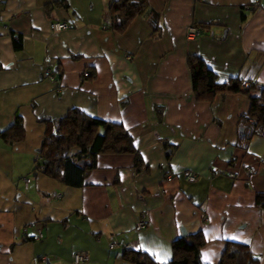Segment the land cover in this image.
Instances as JSON below:
<instances>
[{
  "label": "crops",
  "instance_id": "crops-1",
  "mask_svg": "<svg viewBox=\"0 0 264 264\" xmlns=\"http://www.w3.org/2000/svg\"><path fill=\"white\" fill-rule=\"evenodd\" d=\"M109 1H0V132L15 116L24 126L20 143L0 137V264H72L77 252L84 264H132L111 243L167 264L182 231L202 233L203 264H219L228 244L255 261L241 264H264V128L248 136L244 94L196 100L187 64L195 56L222 83L264 87V0H147L122 32L105 27ZM63 21L72 27L51 31ZM190 26L200 35L188 41ZM72 109L122 126L142 167L98 155L83 177L44 174L34 155Z\"/></svg>",
  "mask_w": 264,
  "mask_h": 264
},
{
  "label": "trees",
  "instance_id": "trees-1",
  "mask_svg": "<svg viewBox=\"0 0 264 264\" xmlns=\"http://www.w3.org/2000/svg\"><path fill=\"white\" fill-rule=\"evenodd\" d=\"M147 6V0H110L103 15L105 27L122 32L136 16L147 9ZM19 47L20 41L15 45V48ZM187 64L196 100H210L226 94H244L250 102L245 118L252 122V131L248 136L260 133L264 128V87L252 93L254 86L244 88L238 79L222 83L215 73L195 56H188ZM0 137L9 144L22 142V119L15 116L12 125L0 132ZM40 153L43 155V173L62 181L67 178L68 169L83 177L95 168L98 155L131 154L135 157L134 164L137 169L143 164L133 139L122 126L93 118L77 109L69 110L64 117L54 121V131L44 136ZM79 161H88L89 165L83 168L77 164ZM256 203L264 207V194L256 195ZM204 244L201 232L182 235L172 242V258L167 264H203L200 251ZM124 259L132 264H160L138 250L125 251ZM247 260L255 262L246 246L228 244L219 264H241Z\"/></svg>",
  "mask_w": 264,
  "mask_h": 264
},
{
  "label": "built area",
  "instance_id": "built-area-1",
  "mask_svg": "<svg viewBox=\"0 0 264 264\" xmlns=\"http://www.w3.org/2000/svg\"><path fill=\"white\" fill-rule=\"evenodd\" d=\"M254 6H257V3H255ZM246 9H249V8H246ZM71 27H72V24L70 21L54 22V23H51V25H50V29L54 33L61 32L64 30H68ZM199 35H200V31L193 26L188 27L186 32H185V37H186V40H188V41L198 37ZM127 59L130 60L131 57L127 56ZM43 76L45 78H48L49 80H53V78H54L50 69H45ZM83 76L89 77L90 72L85 71ZM42 160H43V155L41 153H36L34 155L35 163H39ZM181 176L188 183H195L199 179L198 175L195 172H193L192 170H186V171L182 172ZM23 181H24L25 185H28L30 182V180L28 178H24ZM55 197H60V194H56ZM147 223H148V214H147V212H145L143 214L142 218L135 225V230L140 231L141 229H143L147 225ZM23 235H26V230H23ZM35 238L36 239L42 238V234L40 233V231H38ZM116 246H121L125 251L133 250L129 244H122L121 243L120 245H118L116 243H111L109 245L110 249H113ZM88 261H89V256L86 252H77V253H74L72 256V264H84Z\"/></svg>",
  "mask_w": 264,
  "mask_h": 264
},
{
  "label": "water",
  "instance_id": "water-1",
  "mask_svg": "<svg viewBox=\"0 0 264 264\" xmlns=\"http://www.w3.org/2000/svg\"><path fill=\"white\" fill-rule=\"evenodd\" d=\"M77 164L84 168L85 166L89 165V162L88 161H79ZM182 235H185L184 231H182Z\"/></svg>",
  "mask_w": 264,
  "mask_h": 264
}]
</instances>
